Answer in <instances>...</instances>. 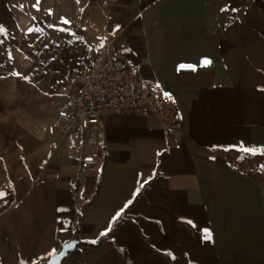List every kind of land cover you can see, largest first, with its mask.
<instances>
[{
  "label": "crops",
  "instance_id": "crops-1",
  "mask_svg": "<svg viewBox=\"0 0 264 264\" xmlns=\"http://www.w3.org/2000/svg\"><path fill=\"white\" fill-rule=\"evenodd\" d=\"M0 27V264H46L74 237L61 264H264L258 184L225 157L264 152V0H0ZM29 29L33 68L15 62ZM43 35L69 45L64 74L111 36L175 96L180 129L110 114L81 173L77 136L47 133L67 91Z\"/></svg>",
  "mask_w": 264,
  "mask_h": 264
},
{
  "label": "built area",
  "instance_id": "built-area-1",
  "mask_svg": "<svg viewBox=\"0 0 264 264\" xmlns=\"http://www.w3.org/2000/svg\"><path fill=\"white\" fill-rule=\"evenodd\" d=\"M67 102L56 114L55 124L47 127L51 137L61 140L75 134L81 173L98 172L101 161L99 130L110 114L159 118L167 133L181 127L173 94L159 82L142 76L106 35L94 57L78 67L66 69Z\"/></svg>",
  "mask_w": 264,
  "mask_h": 264
},
{
  "label": "rangeland",
  "instance_id": "rangeland-1",
  "mask_svg": "<svg viewBox=\"0 0 264 264\" xmlns=\"http://www.w3.org/2000/svg\"><path fill=\"white\" fill-rule=\"evenodd\" d=\"M78 37L81 39V35H78ZM16 38H17L16 43L19 42V45L24 42V46H26L24 51L26 52H25V59H20V60L18 59L15 62L19 61L20 66L25 65L26 67L33 68V65H34L33 55H34L35 43L33 41L32 32H30V29H29V31L27 30V32H25L24 35H21V37H16ZM41 45H42L43 55L47 53V56H51L52 54L51 52L55 51L54 55L52 56V61L49 60V62H51L52 65L51 66L48 65V67H51L53 71L57 72L56 79L59 83V87H61V90L67 91V86H66L65 77H64V70H65V67L70 64L69 59H70L71 52H70L69 45L66 46V42H63L62 44H56L57 46L61 45V48H59L58 51L53 50L56 47H53L54 45L49 42L48 35L42 36ZM19 49L20 50L22 49V45L19 46ZM60 49L63 51V53H60L61 51ZM20 50L19 52L22 53ZM94 53H95V47H89L86 57H84L82 60L90 59ZM35 62L38 65L37 60ZM61 93L62 92H59V94ZM227 157H228V161L233 166H235L237 169H241V167L246 166V163L243 162L241 157L236 156L233 153H230L229 155L227 154Z\"/></svg>",
  "mask_w": 264,
  "mask_h": 264
},
{
  "label": "trees",
  "instance_id": "trees-1",
  "mask_svg": "<svg viewBox=\"0 0 264 264\" xmlns=\"http://www.w3.org/2000/svg\"><path fill=\"white\" fill-rule=\"evenodd\" d=\"M233 153L236 156L241 157L244 163H246V166L241 167V169H237L235 166H233L229 161L227 154ZM226 160L229 166L236 171H239L243 175L249 177L250 179L254 180L258 184L259 188V194H260V200H261V207L264 214V152H250V151H238V150H229L225 152ZM105 240V237L102 236L99 238L95 243L91 244L94 246L100 245ZM78 251H74L69 254L70 258H73L77 255ZM123 257L127 264H130L127 262L126 256L124 252L122 253ZM38 264H45L43 262Z\"/></svg>",
  "mask_w": 264,
  "mask_h": 264
},
{
  "label": "water",
  "instance_id": "water-1",
  "mask_svg": "<svg viewBox=\"0 0 264 264\" xmlns=\"http://www.w3.org/2000/svg\"><path fill=\"white\" fill-rule=\"evenodd\" d=\"M79 244L77 238H73L68 243L64 244L59 252L52 255L46 264H61L62 261L68 257V255L75 250L77 245Z\"/></svg>",
  "mask_w": 264,
  "mask_h": 264
},
{
  "label": "snow or ice",
  "instance_id": "snow-or-ice-1",
  "mask_svg": "<svg viewBox=\"0 0 264 264\" xmlns=\"http://www.w3.org/2000/svg\"><path fill=\"white\" fill-rule=\"evenodd\" d=\"M77 3H79V0H77ZM222 10H227V8H225V9H222ZM64 23H68V21H63ZM0 31H3V29H2V27H0ZM205 63H210V61H205ZM245 152H247V151H250V149H245L244 150ZM138 191V190H137ZM2 195H4L3 193H0V196H2ZM129 203H131V201H129ZM125 207H127V205H125ZM120 215V213H117V216H119ZM115 219V218H114Z\"/></svg>",
  "mask_w": 264,
  "mask_h": 264
}]
</instances>
